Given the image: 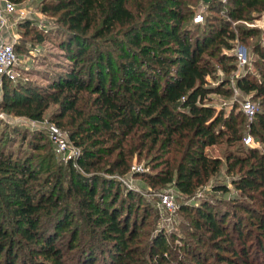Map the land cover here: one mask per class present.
<instances>
[{
    "label": "trees",
    "instance_id": "obj_1",
    "mask_svg": "<svg viewBox=\"0 0 264 264\" xmlns=\"http://www.w3.org/2000/svg\"><path fill=\"white\" fill-rule=\"evenodd\" d=\"M198 1L52 0L54 5L44 8L60 12L58 23L66 37L62 47L72 66L51 83L52 93L27 102L13 98L6 86L11 81L6 80L3 103L33 119L41 118L49 100L60 105L59 118L66 113L74 125L83 128L74 140L81 146L80 139L87 142L78 160L83 171L68 163L65 179L61 167H46L40 177L28 163L0 153V264H139L145 262V255L151 264H174L177 254L168 250L162 233L147 243L148 250L140 252L136 226L129 225L130 214L116 203V181L102 173L123 175L134 153L155 151L158 164L164 166L160 182L192 195L219 172L221 160L207 155L206 147L244 142L246 132L264 147V45L252 44L256 74L236 80L239 90L258 100L255 117L247 123L240 114L224 117L206 103L210 94L231 95L226 79L216 85L207 80L213 78L216 66L226 74L236 68L235 56L221 54V49H231L230 41L236 37L249 44L259 31L239 27L235 33L222 18L218 25L194 23L190 8ZM230 4L233 20L246 19L251 11L264 12V0H232ZM98 40L108 45L90 50L88 46ZM102 143L108 149L103 150ZM226 157L228 170L238 167L242 171L231 181L236 188L258 191L257 197L250 196L257 198L260 208H236L255 226L256 231L248 234L255 236L258 250L252 259L250 250L255 249H247L242 239L247 234L238 218L234 229L242 248L231 251V257L218 253L215 258L256 264L261 255L264 258V153L248 147L245 154L229 152ZM3 180L8 184H2ZM213 190L227 189L216 185ZM66 198L75 202L78 217L90 230L88 235H80L74 226ZM212 208L208 201L195 207L198 218L193 227L217 240L228 235L220 217L239 214L214 213ZM188 209L184 206L182 211ZM194 264L203 263L196 260Z\"/></svg>",
    "mask_w": 264,
    "mask_h": 264
},
{
    "label": "rangeland",
    "instance_id": "obj_2",
    "mask_svg": "<svg viewBox=\"0 0 264 264\" xmlns=\"http://www.w3.org/2000/svg\"><path fill=\"white\" fill-rule=\"evenodd\" d=\"M216 1L218 3L216 2L214 6L208 5L203 0L191 5L190 10L194 12L193 22L196 13L200 12L202 14L200 25L207 23L218 25L221 24L220 20L222 18L229 22L230 29L235 33L240 27L243 29H256L259 34L249 38V44L242 43L236 37L230 41L231 49H221V54L234 55L237 48L241 47L252 55L253 61L246 66L236 65L235 70L229 74L222 72L216 66L217 70L213 78L208 77L207 80L210 84L216 85L221 80L226 79V87L231 89V95L226 97L219 94H210L206 103L214 107L216 112H222L224 117L230 115L231 112L234 116L240 114L239 118L243 117L247 123L249 119L244 116L241 108L242 103L251 100L259 108V102L253 99L250 94L239 90L236 86V80L248 73L256 74L257 72L253 65L256 54L253 51L252 44L257 41L264 45V12L251 11L246 19L233 20L229 16L232 0ZM52 5H54L52 0H21L20 3L16 4L17 9L20 12L22 11V14L13 26V31L16 34L15 79L6 86L12 91V96L18 103L31 101L33 98L45 97V93H52L50 90L51 83L72 66L71 61L66 58V49L62 47V42L66 37L62 32L63 26L58 23L60 12L44 10L45 7H52ZM97 45L105 46L108 44L98 40L96 45L91 44L88 47L94 51ZM81 63L79 60L78 64ZM3 92L4 88L0 95V153L12 156L20 162L28 163L40 177L45 175L44 169L46 167H51L53 170L61 167L65 179L68 163H72L83 171L78 165V160L82 155V146L87 142L84 138L80 139L81 146L74 141L79 139V131L83 128L80 129L74 125L66 113L59 118L62 111L60 105L49 100L41 118L33 119L18 115L14 113L10 106L5 105L3 103ZM84 97L91 99L88 95H84ZM86 107H89V105ZM52 126L56 127L66 140L67 148L64 151L59 152L57 150L52 134ZM248 136L252 138L249 145L242 140L233 145L221 142L205 148V153L219 158L221 165L219 172L213 175L204 185L195 189L192 195H185L173 184L163 185L160 182V173L164 166L158 164V152L155 151L151 153L143 151L142 154L134 153L130 159L129 169L123 175L102 173L104 177L116 181L115 188L118 192L116 203L120 210L130 214L132 220H129V225L136 226L137 246L141 249L140 252L145 248L148 250L147 243L155 235L162 233L166 237L168 250L172 251L173 254H177V261L174 264H194L196 260L203 264H232L228 261L216 259L215 255L219 253L221 256L231 257V251H239L242 248V239L245 240L248 250L255 249L250 250V253H253L252 259H254V254L258 249L255 246V236L248 233L250 231L255 232V226L251 224L250 218L244 212L237 209L241 207L239 205L260 208L257 198L254 199L250 196L257 197L258 191L255 189L240 191L236 188L231 181L234 178H239L242 171H239L238 167L232 171L228 170L229 163L226 157L229 152L245 154L248 147H253L258 152L264 153L263 145L252 134L246 132L244 137ZM101 147L106 150L109 145L102 143ZM2 177L3 174L0 173V181ZM4 183L8 184L7 181L3 180L2 184ZM216 185H224L227 190L222 192L213 190V186ZM43 189L47 188L44 187ZM163 195L169 196L172 202L171 208L164 204ZM66 200L71 203L74 226L79 227L80 235H88L90 230L84 225V221L78 217V208L74 204L75 202L72 201V198H66ZM205 201L211 203L212 212L214 213L225 210V212L230 211L239 214V217L235 218L224 217V215L220 217L223 222V230L228 234L227 236L214 240L211 234L205 230L200 229L197 231L193 227L194 220L196 221L198 218L195 207ZM184 206L189 208L188 211H182ZM238 218L242 220V229L247 234L242 239L238 238L234 229ZM217 246L222 247L223 250H218ZM24 251L33 250L25 248ZM33 254L37 255V252L33 251ZM35 257L38 260L42 259V256ZM145 257L146 255L142 256L145 262L142 261L139 264H151ZM261 261H264L262 255L255 262L258 264ZM236 263L240 264L239 261Z\"/></svg>",
    "mask_w": 264,
    "mask_h": 264
},
{
    "label": "built area",
    "instance_id": "obj_3",
    "mask_svg": "<svg viewBox=\"0 0 264 264\" xmlns=\"http://www.w3.org/2000/svg\"><path fill=\"white\" fill-rule=\"evenodd\" d=\"M204 1L208 2L211 0ZM21 12L17 9L16 4L10 0H0V95L3 90L4 82L6 80L12 81L15 79L14 70L16 65V34L13 31V26L20 18L19 16H21ZM201 21L202 14L198 12L194 16V22L200 23ZM234 56L238 66H246L251 64L253 61L252 55L248 53L246 49L241 47L237 48ZM241 108L244 115L249 120H252L258 111L256 104L251 100L244 101ZM51 129L57 150L59 152L64 151L67 148L66 140L56 127L52 126ZM251 141L252 138L250 136L244 137L245 144L249 145ZM163 202L167 207L171 208L172 202L168 195H163Z\"/></svg>",
    "mask_w": 264,
    "mask_h": 264
}]
</instances>
